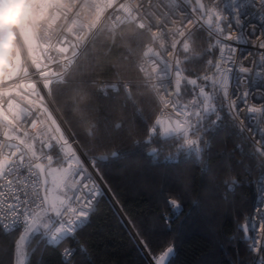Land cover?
I'll list each match as a JSON object with an SVG mask.
<instances>
[{
	"label": "snow or ice",
	"instance_id": "6c2138e0",
	"mask_svg": "<svg viewBox=\"0 0 264 264\" xmlns=\"http://www.w3.org/2000/svg\"><path fill=\"white\" fill-rule=\"evenodd\" d=\"M253 16L259 25L249 22ZM129 25L132 31L125 33ZM197 32L209 40L200 52L193 47ZM258 34L264 35V0H23L0 8V234L12 237L11 264H31L41 245L57 248L65 242L71 243L61 251L60 264H74L77 254L75 264H92L79 234L110 191L97 179L101 169L143 151L150 166L178 164L183 156L207 173L210 134L229 127L225 120L240 134L259 137L249 153L259 171L252 182L257 203L234 225L254 256L250 264H264V51L249 52L247 66L235 56L240 44ZM256 47L264 49V40ZM94 48L99 50L88 56ZM121 48L113 62V50ZM193 63L204 71L186 75L184 65ZM188 85L191 99L185 101ZM54 88L74 114L79 133L67 134L69 121L53 114L60 111L50 108ZM117 97L139 125L115 117ZM146 110L154 114L151 123ZM141 131L143 140L137 139ZM79 137L94 148L127 141L131 148L89 158ZM168 141L176 142L174 151L164 155ZM235 151L243 156V145L236 144ZM224 170L233 169L226 162ZM244 171L251 175L253 168ZM220 183L224 199L239 187L236 178ZM189 187L182 184L184 191ZM158 198L170 211L157 219L171 231V221L183 210L182 197L161 184ZM112 207L120 227L148 257L146 264H170L174 244H154V227L127 217L122 206ZM226 238L231 242L236 236Z\"/></svg>",
	"mask_w": 264,
	"mask_h": 264
},
{
	"label": "trees",
	"instance_id": "16d2710c",
	"mask_svg": "<svg viewBox=\"0 0 264 264\" xmlns=\"http://www.w3.org/2000/svg\"><path fill=\"white\" fill-rule=\"evenodd\" d=\"M125 33L132 31L129 25L124 29ZM196 43L193 47L198 51L207 48L209 40L203 32H197ZM99 49H91L88 56L95 54ZM121 49H114L111 60L115 62L121 55ZM87 58V57H86ZM183 53L181 54V59ZM207 59V57H205ZM186 75L193 72L199 75L204 71L203 65L198 63L184 65ZM130 77L135 78L136 73L130 72ZM191 87L186 86L183 94L185 101L191 99ZM52 97L56 107L64 120L69 121L68 128L71 133H79L80 129L75 123L74 114L66 108L64 98L56 95L57 89H53ZM101 103H105L101 101ZM122 97H117L114 102V115L116 118L127 117L129 120L141 122L135 116L129 106L128 110L121 108ZM145 115L152 122L154 114L147 110ZM227 128L217 129L210 134L212 142L210 169L207 173L201 172V166L192 162H186L183 156L178 164H162L150 166L143 151H134L127 160H113L100 171V177L119 207L122 206L127 217L143 222L145 226L154 227L151 240L155 244L159 240L172 243L175 246L174 256L170 264H250L254 256L250 255L247 245L241 238L244 233L236 229V223H243L244 216L251 215L257 201V193L253 181L259 178L249 153L255 146L239 130L232 126V122L225 120ZM82 141L81 148L89 158L108 154L116 148L130 149L131 141L123 144L117 142L106 148H94L92 144ZM137 139H144L141 131ZM175 141H168L164 148V155L169 154V149ZM242 144L244 155L235 151V145ZM229 154V155H224ZM55 155V153H53ZM243 160V164L237 161ZM232 166V171H225V163ZM251 165V175L245 173L244 168ZM236 178L239 187L234 194L223 198L226 189L220 183L224 179ZM190 185L184 191L182 184ZM163 184L172 193L182 197L183 210L178 218L171 221V231L165 229L164 221L157 219L160 212L170 211L163 204L158 203V189ZM112 202L105 197L101 200L98 214L92 218V223L79 234L81 241H87L88 251L92 264H146L147 257L138 250L136 244L129 239L126 231L120 227ZM235 234L236 239L229 241L226 236ZM18 235V233L16 234ZM12 237L0 234V262L11 264L10 242ZM71 242H65L57 248H43L31 257V264H37L42 259L43 264H60V253ZM75 262L80 260L79 254L73 258Z\"/></svg>",
	"mask_w": 264,
	"mask_h": 264
},
{
	"label": "built area",
	"instance_id": "2783aa9c",
	"mask_svg": "<svg viewBox=\"0 0 264 264\" xmlns=\"http://www.w3.org/2000/svg\"><path fill=\"white\" fill-rule=\"evenodd\" d=\"M22 2H23V0H0V8H3L7 4H15V3H22ZM183 6L184 7H187L186 5H183ZM247 11L250 12L251 11V8L247 9ZM249 22L250 23H253V24H257V25L260 24V20L257 19L256 16H253ZM177 23H179V21H177ZM260 40H264V35L258 34V37L257 36H252L250 38V42L249 43H247V44H243L242 43V44H240L238 46L237 52L235 54L238 64H243V65L247 66L249 59H251V57L248 55L249 52H252V51H264V49H257V47H256L258 45V43H259ZM229 43H231V42H229ZM27 59L28 58H27L26 54L24 56H22V61L23 60H27ZM29 63H30V61H29ZM6 70L7 69H5V71ZM57 70H59V69L57 68ZM34 79H38V78H35L34 77ZM0 87H4V85L2 83H0ZM37 87L38 88H41L42 94H43V92L45 90L42 89V84L37 83ZM12 98L16 99L17 102L21 104V106H26V102L20 100V98H18V97H12ZM6 99L7 98H5V104H4L5 109L7 108ZM49 103H50V108H55L52 98H50ZM256 106H259V104H257ZM53 114L59 117V115L57 114V111H54ZM244 123L247 125L248 122L245 121ZM260 127L261 128H264V124H261ZM243 134L249 139V141L251 143H252L253 140L259 139L258 136L257 137H254L253 134H252V132H250V131H245ZM100 178L101 177H99V176L97 177L98 181L103 186V183H102V181H101ZM256 203H257V201H256ZM262 203H264V201H262ZM66 247H68V246H66Z\"/></svg>",
	"mask_w": 264,
	"mask_h": 264
},
{
	"label": "water",
	"instance_id": "95a60500",
	"mask_svg": "<svg viewBox=\"0 0 264 264\" xmlns=\"http://www.w3.org/2000/svg\"><path fill=\"white\" fill-rule=\"evenodd\" d=\"M54 103V102H53ZM54 106H55V108H57L56 107V105H55V103H54ZM57 114L59 115V117H61V118H63L62 116H61V114H60V112H57ZM67 134H71V131H70V129H69V131H68V133ZM81 148V147H80ZM82 149V148H81ZM83 151V150H82ZM100 177V176H99ZM101 179V178H100ZM101 181H102V183H103V186L104 187H106L107 189H108V187L105 185V183L103 182V180L101 179ZM111 202H112V204H115L117 207H119L118 205H117V203H116V201L114 200V198H113V196H112V194H111V192L109 191L108 192V194H107V196H106ZM144 253V252H143ZM145 254V253H144ZM146 256V255H145ZM173 256H174V254H173ZM173 256H172V258H173ZM147 257V256H146ZM172 258H171V260H172ZM147 259H148V257H147ZM171 260H170V262H171Z\"/></svg>",
	"mask_w": 264,
	"mask_h": 264
},
{
	"label": "rangeland",
	"instance_id": "374dc122",
	"mask_svg": "<svg viewBox=\"0 0 264 264\" xmlns=\"http://www.w3.org/2000/svg\"><path fill=\"white\" fill-rule=\"evenodd\" d=\"M37 147H39V145H37ZM55 156V155H54ZM54 166H56V164H54Z\"/></svg>",
	"mask_w": 264,
	"mask_h": 264
}]
</instances>
